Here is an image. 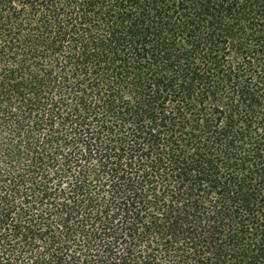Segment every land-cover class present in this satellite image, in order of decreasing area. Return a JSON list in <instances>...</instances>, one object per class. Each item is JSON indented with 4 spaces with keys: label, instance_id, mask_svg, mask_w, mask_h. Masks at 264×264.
Masks as SVG:
<instances>
[{
    "label": "trees",
    "instance_id": "1",
    "mask_svg": "<svg viewBox=\"0 0 264 264\" xmlns=\"http://www.w3.org/2000/svg\"><path fill=\"white\" fill-rule=\"evenodd\" d=\"M0 264H264V0H0Z\"/></svg>",
    "mask_w": 264,
    "mask_h": 264
}]
</instances>
